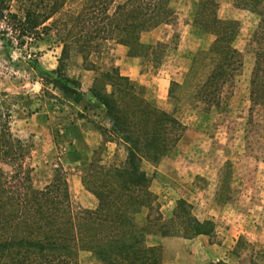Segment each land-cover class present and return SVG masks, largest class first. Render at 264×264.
Listing matches in <instances>:
<instances>
[{
	"label": "rangeland",
	"instance_id": "374dc122",
	"mask_svg": "<svg viewBox=\"0 0 264 264\" xmlns=\"http://www.w3.org/2000/svg\"><path fill=\"white\" fill-rule=\"evenodd\" d=\"M109 1L113 12L126 0ZM22 5L13 0L12 12L21 15ZM170 12L167 23L140 38L146 47L166 45L159 61L146 49L147 57H134L127 46L105 40V24L89 28V0L67 1L51 21L55 25L38 29L39 37H18L0 20V114L24 144V170L34 189L64 196L66 183L71 211H89L85 186L96 190L94 181L128 159L105 108L96 105L89 113L92 89L101 90L102 76L117 71L183 129L157 164H140L151 194L135 216L140 247L153 248L157 264H264V0H163L162 20ZM98 18L104 19L102 12ZM213 19L217 32L227 39L232 34L231 44L216 51ZM89 34H96L90 46ZM48 52L51 57L43 59ZM55 61L54 71L44 69ZM219 70L216 84L209 83ZM61 86L78 95L65 94ZM105 91L110 95L112 87ZM89 116H98L93 120L107 131H100L103 143L90 157L89 148L57 138L70 124H89ZM80 127L81 136L89 133ZM0 164L6 175L13 174V166ZM196 223L207 234L193 236ZM76 264L98 263L82 252Z\"/></svg>",
	"mask_w": 264,
	"mask_h": 264
},
{
	"label": "trees",
	"instance_id": "16d2710c",
	"mask_svg": "<svg viewBox=\"0 0 264 264\" xmlns=\"http://www.w3.org/2000/svg\"><path fill=\"white\" fill-rule=\"evenodd\" d=\"M67 1L71 0H21L23 5L18 15L11 10L13 0H0V20H6L18 37H39L38 29L48 24L43 28L45 32L55 25L51 21ZM147 1L149 4L146 0H126L111 12V1L89 0V28L105 24L106 29L109 28L105 40L127 46L134 57L152 56L159 61L160 58H156L159 54L162 57L166 45L146 47L140 43V38L162 22L167 23L173 13L162 20L163 14L159 13L163 0ZM100 12L104 19L98 18ZM80 18L75 20L81 22ZM217 24L214 20L213 34L217 39L211 47L214 51L218 46H229L232 40V34L228 33L227 39L225 33L217 32ZM95 35L89 34V46L96 40ZM145 49L147 56L143 52ZM57 75L64 77L60 70ZM220 77L221 71L212 75L208 82L216 84ZM101 79L103 83L106 80L103 87L100 90L95 85L92 95L111 119V132L115 133L118 144L126 145L128 159L122 168L106 172V179L94 181L96 190L85 186L99 201L95 211L76 214L71 211L66 183L64 196L54 195L48 189H34L31 177L24 170V144L13 135L8 117L0 114V163L13 166L12 175H6L0 168V264H76L82 252H89L98 264H157L153 248L140 247L141 229L135 222V216L151 197L147 191L149 180L140 170V164L142 161L157 164L178 141L177 132L181 134L183 129L177 119L152 108L136 92L133 83L117 71ZM106 85L112 87L110 95L105 91ZM61 90L65 94L78 95L67 86H61ZM124 106L126 110L122 109ZM202 226L195 224L198 229L193 236L207 234L200 230Z\"/></svg>",
	"mask_w": 264,
	"mask_h": 264
},
{
	"label": "crops",
	"instance_id": "0c3cea01",
	"mask_svg": "<svg viewBox=\"0 0 264 264\" xmlns=\"http://www.w3.org/2000/svg\"><path fill=\"white\" fill-rule=\"evenodd\" d=\"M49 57H51V54H49V52H48L47 55H44L43 59L47 60ZM55 60H56V58H55ZM56 65H57V62L55 61V64L53 62L50 67H45L44 69L47 70L48 72H52L56 69V67H57ZM131 77L136 79V76L134 74H132ZM86 103H87L86 101H84V100L82 101V105L85 106V105H87ZM27 105H29V103ZM96 105L99 107H102L101 104L96 99H94L91 94H89V113H91L90 109L94 108V106H96ZM102 109L103 108H101L99 110V114H101V116L104 117L105 112H104V109L103 110ZM36 116L41 117L42 113H37ZM97 117L89 116V118L92 120H93V118L97 119ZM94 124H96V125H94ZM97 125H98V123L95 122V120L89 121V124H87V125H85L83 122L77 123L76 125L70 124V126H67V127H69L67 132L64 131L60 135L57 136L58 142H60L61 144L65 143L66 146H70L72 142L79 143L81 145L80 147H84L85 151L88 150V148H89V157H90L93 155V153L96 150H98L101 147V145L103 143L102 137L100 134V130H99V127ZM80 126H82V127L86 126V128L89 129V133L83 134V136H81L80 134H81L82 129ZM110 145H112V144H109V146ZM111 154L113 155V153H111ZM89 195H90L89 198L85 199V201H87V203L84 204V206L86 208H88L89 211H94L98 207V200L95 198V196L91 195V193H89ZM211 261L212 260H209L208 262H211Z\"/></svg>",
	"mask_w": 264,
	"mask_h": 264
}]
</instances>
